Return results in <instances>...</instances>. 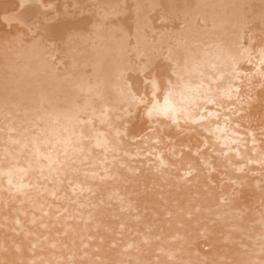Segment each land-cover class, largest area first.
Listing matches in <instances>:
<instances>
[{
    "label": "bare ground",
    "instance_id": "obj_1",
    "mask_svg": "<svg viewBox=\"0 0 264 264\" xmlns=\"http://www.w3.org/2000/svg\"><path fill=\"white\" fill-rule=\"evenodd\" d=\"M262 59L264 0H0V264H264Z\"/></svg>",
    "mask_w": 264,
    "mask_h": 264
},
{
    "label": "snow or ice",
    "instance_id": "obj_2",
    "mask_svg": "<svg viewBox=\"0 0 264 264\" xmlns=\"http://www.w3.org/2000/svg\"><path fill=\"white\" fill-rule=\"evenodd\" d=\"M19 7L23 8V4H21ZM262 68H264V59H262L260 61ZM262 75H264V71L261 72ZM238 91V90H237ZM149 103H152V108L148 109V114L151 115L153 111H161V109L157 106V104L153 101H149ZM209 103H211V101H209ZM168 101H167V97H165V107L162 109V111L164 112V114H168V107H167ZM208 115H211V113H208Z\"/></svg>",
    "mask_w": 264,
    "mask_h": 264
}]
</instances>
